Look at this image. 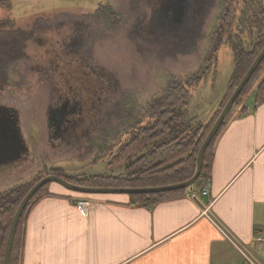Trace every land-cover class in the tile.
I'll return each mask as SVG.
<instances>
[{"label": "rangeland", "instance_id": "rangeland-1", "mask_svg": "<svg viewBox=\"0 0 264 264\" xmlns=\"http://www.w3.org/2000/svg\"><path fill=\"white\" fill-rule=\"evenodd\" d=\"M217 1L191 33L189 13L181 24L161 27L154 0H0V104L18 111L28 147L20 165L0 166V197L44 173L70 179L129 175L111 154L134 124L147 121L151 102L172 82L190 88L192 126L217 109L234 72L233 45L247 49L257 34L245 25L247 11L262 8L261 0H235L239 29L233 27L224 42L228 35L215 20ZM212 39L222 44L206 65ZM263 79L264 66L230 113L241 106L242 114L253 111L260 102L254 104L252 96ZM66 99L77 104V124L74 137L63 139L52 136L47 113ZM51 187L89 196L55 182L46 184L44 196Z\"/></svg>", "mask_w": 264, "mask_h": 264}, {"label": "crops", "instance_id": "crops-1", "mask_svg": "<svg viewBox=\"0 0 264 264\" xmlns=\"http://www.w3.org/2000/svg\"><path fill=\"white\" fill-rule=\"evenodd\" d=\"M242 107L216 137L206 195L142 206L51 187L26 214L21 264H264V93Z\"/></svg>", "mask_w": 264, "mask_h": 264}, {"label": "trees", "instance_id": "trees-1", "mask_svg": "<svg viewBox=\"0 0 264 264\" xmlns=\"http://www.w3.org/2000/svg\"><path fill=\"white\" fill-rule=\"evenodd\" d=\"M7 3L9 4L10 0ZM236 12V1L224 0V26L222 23L220 24V29L223 30L224 28V34L228 35V37L225 36L224 42L230 38L231 30L235 27ZM249 14L251 20L248 26H253L257 34L251 40L247 49L240 44L237 45V43L233 45L236 57L234 72L218 109L208 123L205 125H191L186 110L190 98V88L188 85L172 82L160 97L151 102L148 108L147 121L144 124H134L128 131L125 142L115 154H111L113 155V162L115 164L123 163L124 170L129 171V175L126 176V172L117 176L100 174L83 179H70L58 173H55L56 176L82 186L133 188L164 186L189 179L194 173L195 157L202 141L238 82L264 46V8L262 7L261 12L256 13L249 9ZM235 29L237 30V28ZM238 34L237 31L236 35L238 36ZM221 44V40L215 41L212 39L210 41L209 57L205 60L206 65L215 60L217 50ZM263 66L264 59L243 87L236 101L247 97L250 87L255 84V78L259 76ZM263 93L264 79L257 85L252 96L254 104L262 101ZM226 118L204 152L202 169L193 185V191L196 194H201L207 185L213 156V145ZM113 162H110L109 165H114ZM44 174L46 175V173ZM45 175H38L37 178L13 188L0 197V264H2L3 249L9 225L18 204L28 190ZM45 186L41 187L32 196L17 222L10 250L9 264H21L26 214L34 202L44 196L42 192ZM188 191V189H181L128 196L132 205L150 206L164 200L182 197Z\"/></svg>", "mask_w": 264, "mask_h": 264}, {"label": "water", "instance_id": "water-1", "mask_svg": "<svg viewBox=\"0 0 264 264\" xmlns=\"http://www.w3.org/2000/svg\"><path fill=\"white\" fill-rule=\"evenodd\" d=\"M263 59H264V46L261 49V51L258 53L256 58L253 60L249 68L246 70L240 81L238 82L237 86L229 96L223 108L220 110L217 118L215 119L214 123L212 124L211 128L206 134L204 140L202 141L199 150L197 152V155L195 157L194 173L189 179L175 184L156 186V187H142V188L101 187V186L76 185L71 182H68L67 180L59 176L47 174L39 181H37L28 190V192L24 195V197L21 199L20 203L18 204L15 213L11 219L9 229L7 232L5 245L3 249L2 264H9L10 250L14 237L15 228L24 208L26 207L27 203L32 198V196L41 187H43L44 185L50 182H55L68 191L74 193L88 194V195L155 194V193L176 191L181 189H188L191 191L193 189V185L195 181L200 175L202 169L203 155L206 148L208 147V145L210 144V142L218 132L224 119L231 110L234 102L241 93L243 87L249 81L250 77L252 76V74L257 69V67L262 62ZM19 121L20 120H19L18 111L14 107L0 104V163H4L9 160H12L11 162L20 163L28 155V147L22 136Z\"/></svg>", "mask_w": 264, "mask_h": 264}, {"label": "flooded vegetation", "instance_id": "flooded-vegetation-1", "mask_svg": "<svg viewBox=\"0 0 264 264\" xmlns=\"http://www.w3.org/2000/svg\"><path fill=\"white\" fill-rule=\"evenodd\" d=\"M214 0H154V3L157 7V15L155 20L161 27H171L172 25L181 24L183 20L186 19L187 13L188 15V23L191 25V33L197 27V22L205 16L206 10L208 7L211 8ZM216 6V19L218 22H222L224 26V0L217 1ZM264 8V0H261L260 4ZM261 7L255 9H251L253 13L258 11L261 12ZM155 12V11H153ZM242 20L244 21V9L241 11ZM247 19L246 23H250L251 16L247 11ZM240 20V19H239ZM236 18L235 28L239 29L238 21ZM217 22L215 21V24ZM218 25V23H217ZM248 26V25H246ZM242 32V31H241ZM224 33V28H223ZM78 107L75 101H70L66 99L62 102L61 106L56 109L49 108L47 113V122L48 127L52 130V136H60L63 139H67L70 137H74V132L72 133V129L77 124V120L73 118V113L77 112ZM79 122V121H78ZM12 160L6 161L4 163H0L5 166H13L16 167L21 164L16 162H11Z\"/></svg>", "mask_w": 264, "mask_h": 264}, {"label": "built area", "instance_id": "built-area-1", "mask_svg": "<svg viewBox=\"0 0 264 264\" xmlns=\"http://www.w3.org/2000/svg\"><path fill=\"white\" fill-rule=\"evenodd\" d=\"M206 194H207V191H206V190H203V191H202V195H206ZM190 196H191L192 198H194V197H195V194H194V193H191ZM85 205H86L85 202H77V203H76V207H77V209H79V210H81V211H84V210H85Z\"/></svg>", "mask_w": 264, "mask_h": 264}]
</instances>
